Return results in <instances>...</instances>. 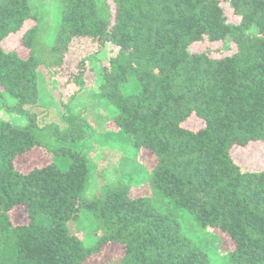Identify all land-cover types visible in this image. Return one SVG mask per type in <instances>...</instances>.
I'll list each match as a JSON object with an SVG mask.
<instances>
[{"label": "trees", "instance_id": "1", "mask_svg": "<svg viewBox=\"0 0 264 264\" xmlns=\"http://www.w3.org/2000/svg\"><path fill=\"white\" fill-rule=\"evenodd\" d=\"M59 2L47 44L29 0H0V111L27 117L24 126L0 118V264H86L116 246V264H220L185 231V214L231 237L229 263L264 264V169L243 170L232 155L236 145L264 142V0ZM18 35L19 48L7 50ZM83 43L93 54L65 84L67 125L39 123L47 112L40 70H66ZM108 45L110 68L92 95L116 109L110 122L132 156L148 151L155 164L143 182L129 173L86 196L95 162L74 146L95 131L69 104L87 92L86 70ZM35 148L66 156L68 167L17 170V158ZM143 184L150 194L132 197ZM20 207L27 217L15 222ZM83 211L98 234L91 245L68 227Z\"/></svg>", "mask_w": 264, "mask_h": 264}, {"label": "rangeland", "instance_id": "2", "mask_svg": "<svg viewBox=\"0 0 264 264\" xmlns=\"http://www.w3.org/2000/svg\"><path fill=\"white\" fill-rule=\"evenodd\" d=\"M35 12L42 16L41 29L44 31V40L47 44L54 43L56 32L61 21V7L59 0H29ZM227 11L230 9L227 7ZM32 25H27L26 30ZM253 31L258 32L257 28ZM7 50L19 48L20 36H13L5 42ZM208 47L207 44L193 46L192 50L201 51ZM93 50L87 44H75L67 59V69L57 71L43 68L40 70L42 87V105L46 113L39 117V123H54L60 127H65L67 123L64 116L67 115L64 104L69 102L64 97L66 82L76 73L77 64L85 57L92 55ZM112 55V46L108 45L106 49L94 61L91 67L86 70L85 89L86 93L79 95L70 105L71 111L81 113L94 128V136L87 135L85 139L74 146L76 149H82L89 152L94 158L95 168L92 172L91 182L85 191L89 196L93 191L97 195H102L104 187L108 183L114 182L121 175L133 173L137 181L145 180V172L152 169L155 164L154 156L148 151H142L136 159L132 156V149L129 140L117 131L110 118L116 113V109L92 94H98L99 71L102 68H110V58ZM218 56V54H214ZM6 96V94H4ZM66 96V95H65ZM13 102L14 100L11 99ZM0 118L11 121L15 125L24 126L27 123V117L23 114L3 109L0 111ZM200 123V122H197ZM198 125V124H196ZM235 161L246 171H262L264 169V142L256 141L247 146L236 145L232 150ZM51 161L57 163L61 168L68 167V158L64 155H46L41 149L35 148L30 152L21 155L16 160V168L22 173H29L35 167H42ZM150 194L147 184L135 187L132 197L148 196ZM15 222L26 220L27 213L23 207L11 212ZM186 221L185 231L195 239L205 240L210 247V254L214 260L220 264H231L226 255L234 249V242L229 235L217 229H210L205 232L189 214L184 215ZM94 225L92 218L85 211L80 219L71 221L68 227L71 231L79 232L84 236L85 244L91 245L97 238L94 234ZM123 250L121 247L108 248L102 259L93 258L86 264H116Z\"/></svg>", "mask_w": 264, "mask_h": 264}]
</instances>
